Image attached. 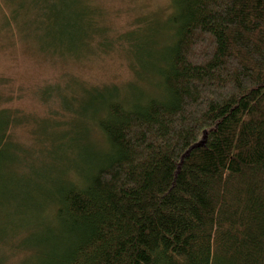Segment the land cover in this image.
Masks as SVG:
<instances>
[{
    "label": "trees",
    "instance_id": "16d2710c",
    "mask_svg": "<svg viewBox=\"0 0 264 264\" xmlns=\"http://www.w3.org/2000/svg\"><path fill=\"white\" fill-rule=\"evenodd\" d=\"M31 2L54 47L85 43L86 3ZM167 23L157 94L82 87V137L95 124L104 147L68 150L53 222L17 247L30 264H264V0H172ZM15 116L0 108V163Z\"/></svg>",
    "mask_w": 264,
    "mask_h": 264
},
{
    "label": "rangeland",
    "instance_id": "374dc122",
    "mask_svg": "<svg viewBox=\"0 0 264 264\" xmlns=\"http://www.w3.org/2000/svg\"><path fill=\"white\" fill-rule=\"evenodd\" d=\"M31 1L0 0V108L16 115L0 163V264H30L32 253L17 247L53 222L50 196L64 181L68 150L80 162V147H104L92 139L95 124L89 141L82 137V87L118 84L129 103L157 94L155 70L171 42L172 0H77L89 7L88 38L66 50L45 36Z\"/></svg>",
    "mask_w": 264,
    "mask_h": 264
},
{
    "label": "water",
    "instance_id": "95a60500",
    "mask_svg": "<svg viewBox=\"0 0 264 264\" xmlns=\"http://www.w3.org/2000/svg\"><path fill=\"white\" fill-rule=\"evenodd\" d=\"M206 138H207V132L204 131L202 138H201L199 141H197L196 143H194L191 147H189L188 150L184 153V155L182 156V159H181V163H182V161H183V158H184L185 156H187V155L189 154V152H190L193 148L204 145L205 142H206Z\"/></svg>",
    "mask_w": 264,
    "mask_h": 264
}]
</instances>
